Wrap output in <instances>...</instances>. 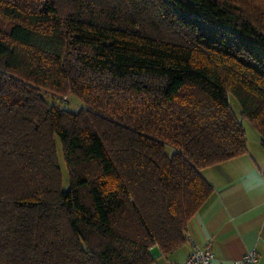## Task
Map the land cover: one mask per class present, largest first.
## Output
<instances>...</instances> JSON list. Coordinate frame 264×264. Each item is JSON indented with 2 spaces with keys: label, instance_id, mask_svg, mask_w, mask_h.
Wrapping results in <instances>:
<instances>
[{
  "label": "trees",
  "instance_id": "trees-1",
  "mask_svg": "<svg viewBox=\"0 0 264 264\" xmlns=\"http://www.w3.org/2000/svg\"><path fill=\"white\" fill-rule=\"evenodd\" d=\"M0 21V264L168 257L201 170L247 150L230 97L264 147V0H0Z\"/></svg>",
  "mask_w": 264,
  "mask_h": 264
},
{
  "label": "crops",
  "instance_id": "crops-1",
  "mask_svg": "<svg viewBox=\"0 0 264 264\" xmlns=\"http://www.w3.org/2000/svg\"><path fill=\"white\" fill-rule=\"evenodd\" d=\"M256 131L255 140L246 139L245 153L201 170L212 194L189 219L187 232L213 250L212 264H233L253 247L257 264H264V147ZM189 251L187 243L174 257L161 256L158 250L152 264L180 260Z\"/></svg>",
  "mask_w": 264,
  "mask_h": 264
},
{
  "label": "built area",
  "instance_id": "built-area-1",
  "mask_svg": "<svg viewBox=\"0 0 264 264\" xmlns=\"http://www.w3.org/2000/svg\"><path fill=\"white\" fill-rule=\"evenodd\" d=\"M65 99V97L63 98ZM186 243L190 246L189 253L180 260H169L167 264H212L214 252L209 246L200 245L191 235H187ZM256 249H247L233 264H257Z\"/></svg>",
  "mask_w": 264,
  "mask_h": 264
},
{
  "label": "rangeland",
  "instance_id": "rangeland-1",
  "mask_svg": "<svg viewBox=\"0 0 264 264\" xmlns=\"http://www.w3.org/2000/svg\"><path fill=\"white\" fill-rule=\"evenodd\" d=\"M2 22L0 21V27L2 26ZM69 101L67 102H61L59 103L61 105V107L72 110V111H76L78 109V107L80 106V101L78 98H76L74 95H69L68 96ZM57 102V100H52ZM232 110L234 112V114L237 116V118H239L242 122L243 128L245 129V135H246V139L247 141L251 142L253 140H255L256 136H257V131L256 128L254 127V125L245 118H241L239 115V111H240V107L237 103V101L230 97L229 98ZM56 146H57V152H58V158H59V165H60V170H61V174H62V178H63V188L66 189L68 188V173H67V169L65 167L64 161H63V157H62V152H61V147H60V143L58 141V139H56ZM152 253L155 255L158 253V249L155 247L152 250ZM171 257H174V254L171 253L170 254Z\"/></svg>",
  "mask_w": 264,
  "mask_h": 264
}]
</instances>
